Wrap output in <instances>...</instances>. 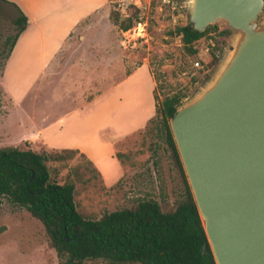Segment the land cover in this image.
<instances>
[{"label": "rangeland", "instance_id": "rangeland-1", "mask_svg": "<svg viewBox=\"0 0 264 264\" xmlns=\"http://www.w3.org/2000/svg\"><path fill=\"white\" fill-rule=\"evenodd\" d=\"M32 1L37 4L39 0ZM44 1L40 0V6L36 8L32 18L34 22L38 20L44 27L43 30L32 25L26 33L21 34L22 41L17 43L7 58L10 39L15 32L13 20L17 17V12L0 0V148L7 147L4 145L26 132L24 128L31 111L37 118L36 126L40 123L42 113L50 111V103L44 102L43 95L47 91L40 82V76L43 64L53 53L55 44L61 40L62 32L67 27L62 31L58 28L61 19H51L47 15L51 8L57 7L52 4L55 0ZM94 2L95 0H83L82 6H93ZM190 10L191 0H108L106 8L101 9L98 17L83 22V35L79 33L73 37V42H82L85 46L83 69L85 72L99 69L98 72L102 73L106 69L112 72L113 67L116 73L122 70L128 73L144 65L155 82L153 99L155 95L156 103L160 104L165 96L173 94L183 96L181 106L190 103L215 78L227 58L228 48L234 42L236 34L225 22H216L208 26V33L195 42L197 54L187 56L181 36L173 34V31L188 24ZM111 12L121 19L130 15L133 19L132 28L124 32L114 27L109 20ZM50 24L58 28L54 34L47 27ZM93 24H96L94 28ZM89 28H92L91 32L87 31ZM90 45L94 51L90 49ZM96 63L97 68L94 67ZM58 70L61 75L66 66ZM90 78L96 79V76ZM93 82L87 81L82 88L81 93L85 98L89 99L99 92L92 88L99 82ZM140 86L143 89L144 83H132L130 88L119 91L123 97L127 95L130 107L128 112L134 113L136 120L149 112L147 99L140 95ZM38 90L41 92L40 98L31 107L29 103L32 95ZM3 102L4 106L1 105ZM71 103L72 99L66 98L64 102L53 105L52 112L61 114L71 107ZM4 112H7L5 119L1 116L5 115ZM101 113H107V110ZM150 128L151 124L115 144V154L120 156L119 162L124 175L113 188L105 187L87 160L78 154L63 163H47L52 177L61 183L67 177L74 182L77 209L93 219H99L105 212L130 207L139 200L148 198L158 201L163 207L171 208L184 194L183 181L171 152L161 137L150 131ZM24 145L19 148L31 147ZM32 147L36 151L44 150L41 146ZM107 164L110 165L104 162V167ZM107 171L108 177L116 173L114 170ZM0 227H4V231L0 233V264H60L49 245L43 226L24 208L1 199ZM87 264L106 263L97 261Z\"/></svg>", "mask_w": 264, "mask_h": 264}, {"label": "water", "instance_id": "water-1", "mask_svg": "<svg viewBox=\"0 0 264 264\" xmlns=\"http://www.w3.org/2000/svg\"><path fill=\"white\" fill-rule=\"evenodd\" d=\"M219 21L227 58L169 125L215 264H264V0H191L187 25Z\"/></svg>", "mask_w": 264, "mask_h": 264}, {"label": "trees", "instance_id": "trees-1", "mask_svg": "<svg viewBox=\"0 0 264 264\" xmlns=\"http://www.w3.org/2000/svg\"><path fill=\"white\" fill-rule=\"evenodd\" d=\"M1 1L17 12L8 58L28 19L18 6ZM109 20L120 31L133 26L130 15L121 19L111 12ZM209 30L197 32L186 25L176 28L173 34L181 36L185 54L194 56L195 42ZM182 97L167 95L158 104L154 95L155 115L147 123L171 152L183 181L184 194L173 207H163L148 198L105 212L99 219L87 217L77 209L74 182L68 177L62 183L53 178L47 163H63L78 154L101 179L97 169L78 150L36 151L31 147L0 148V201L6 199L11 205L24 208L41 223L60 264H215L169 125ZM116 157L120 161L118 153ZM2 231L4 227H0Z\"/></svg>", "mask_w": 264, "mask_h": 264}, {"label": "crops", "instance_id": "crops-1", "mask_svg": "<svg viewBox=\"0 0 264 264\" xmlns=\"http://www.w3.org/2000/svg\"><path fill=\"white\" fill-rule=\"evenodd\" d=\"M6 1L18 6L27 17V27L23 32L26 33L32 25H37L43 30L44 27L38 20L34 22L32 19L36 8L40 6V0L37 4L33 3L32 0ZM82 1L55 0V3H52L57 7L51 8L52 10H49L47 15H50L51 19H61L58 28L62 31L65 27L67 29L62 32L61 40L55 44L53 53L43 64L44 69L40 76V82L44 84V89L47 91L46 95H43L44 102L45 104L50 103V111L42 113L38 126L35 124L37 120L35 113L31 111V116L27 118L28 123L26 122L27 125L24 128L26 132L4 146L19 148L25 146L24 144H28L31 148H33L32 146H41L46 149L78 150L93 164L100 174L102 183L109 188L115 185L124 175L123 168L115 154V144L126 136L143 130L149 119L155 115V102L153 99L155 82L149 76L144 65L128 73L124 70L116 73V69L112 66L109 67L114 69L113 73L109 72V69L104 70L102 73L98 72L99 69L85 72L83 69V59L85 57L83 50L85 46L82 42H73V37H76L79 33L83 35V22L98 17L101 9L106 8L108 0H95L93 6L88 4L84 7ZM44 2L46 3L47 0ZM95 25L93 24L92 27L94 28ZM47 27L50 28L51 34H54L58 29L53 27L52 24ZM47 27L46 31L48 30ZM89 29L87 31L91 32L92 28ZM20 36L11 53L17 43L22 41L23 38H20ZM90 49L94 51L92 45H90ZM92 56L95 57L96 55ZM63 66H66V70L59 75L58 69ZM94 67H98L97 63ZM93 75L96 76V79L90 78ZM86 80L92 84L94 80L102 83L101 87L99 83H97V86L93 85L92 88L99 92L93 94L89 99L81 93L87 82ZM136 82H139V84L144 83V88L142 89L141 86V89L139 88L142 91L140 95L147 99L146 104L149 110L148 114L139 120H136L134 113L128 112L130 107H128L127 95L123 97V94L119 92ZM34 92L36 94L33 93L31 103H29L31 107L35 106L36 100L40 98L39 93H41L39 90ZM66 98L72 99L71 107L61 114L52 112L53 105L56 106L64 102ZM1 105L4 106L5 102ZM106 110L107 113H101ZM110 110H112V113ZM4 114L1 116L5 119L7 112H4ZM122 120L125 121L119 123ZM6 132L8 131L6 130ZM104 162L110 164H107L108 168L104 167ZM107 170H114L116 173L108 177Z\"/></svg>", "mask_w": 264, "mask_h": 264}]
</instances>
